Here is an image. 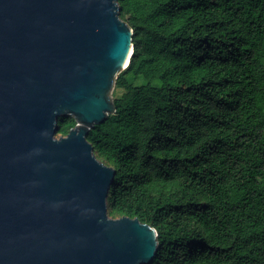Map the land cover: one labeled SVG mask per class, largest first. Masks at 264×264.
<instances>
[{
	"label": "trees",
	"instance_id": "1",
	"mask_svg": "<svg viewBox=\"0 0 264 264\" xmlns=\"http://www.w3.org/2000/svg\"><path fill=\"white\" fill-rule=\"evenodd\" d=\"M119 6L135 52L88 137L117 173L108 214L157 231L151 264H264V0Z\"/></svg>",
	"mask_w": 264,
	"mask_h": 264
},
{
	"label": "water",
	"instance_id": "2",
	"mask_svg": "<svg viewBox=\"0 0 264 264\" xmlns=\"http://www.w3.org/2000/svg\"><path fill=\"white\" fill-rule=\"evenodd\" d=\"M133 35L119 0H0V264L153 261L157 231L109 216L117 173L88 139L116 113Z\"/></svg>",
	"mask_w": 264,
	"mask_h": 264
},
{
	"label": "rangeland",
	"instance_id": "3",
	"mask_svg": "<svg viewBox=\"0 0 264 264\" xmlns=\"http://www.w3.org/2000/svg\"><path fill=\"white\" fill-rule=\"evenodd\" d=\"M122 94L121 90L116 89L115 85L113 86V88L110 91L109 97L111 98V100H115L117 98H119ZM61 135H57V137L59 138ZM111 190H112V184L110 183L109 186V190H108V196L107 199L109 198L110 194H111ZM109 216L113 219H119L120 217H118L117 215H112V212L109 210Z\"/></svg>",
	"mask_w": 264,
	"mask_h": 264
},
{
	"label": "bare ground",
	"instance_id": "4",
	"mask_svg": "<svg viewBox=\"0 0 264 264\" xmlns=\"http://www.w3.org/2000/svg\"><path fill=\"white\" fill-rule=\"evenodd\" d=\"M134 52H135V48H133L132 52L130 53V56H129V58H128L129 61L132 59V57H133V55H134ZM128 64H129V63H128V61H127V64H126V65H128ZM128 66H129V65H128Z\"/></svg>",
	"mask_w": 264,
	"mask_h": 264
}]
</instances>
